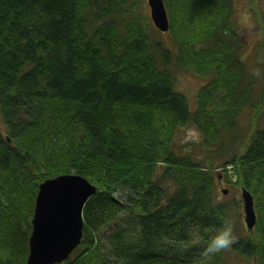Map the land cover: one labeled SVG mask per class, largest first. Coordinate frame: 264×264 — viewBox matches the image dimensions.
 <instances>
[{
    "label": "trees",
    "instance_id": "16d2710c",
    "mask_svg": "<svg viewBox=\"0 0 264 264\" xmlns=\"http://www.w3.org/2000/svg\"><path fill=\"white\" fill-rule=\"evenodd\" d=\"M141 2L0 0V264H26L38 185L65 172L97 186L66 264L111 252L196 264L197 245L178 246L194 226L205 244L225 219L236 243L208 264H235L229 253L264 264V76L243 59L234 0H164L171 44L146 28ZM183 68L206 78L193 109L175 87ZM186 123L202 134L189 151L173 141ZM218 161L252 193V230L241 199H217Z\"/></svg>",
    "mask_w": 264,
    "mask_h": 264
},
{
    "label": "water",
    "instance_id": "95a60500",
    "mask_svg": "<svg viewBox=\"0 0 264 264\" xmlns=\"http://www.w3.org/2000/svg\"><path fill=\"white\" fill-rule=\"evenodd\" d=\"M150 16L154 25L168 30L169 17L164 0H148ZM34 212L31 217L32 228L28 237V256L26 264H54L65 260L80 243L83 233V205L97 190L86 176L80 173L47 177L38 185ZM223 193L228 189L221 187ZM240 199L244 212L246 229L252 230L256 223L254 198L250 191L241 186ZM241 264H257L244 261Z\"/></svg>",
    "mask_w": 264,
    "mask_h": 264
},
{
    "label": "rangeland",
    "instance_id": "374dc122",
    "mask_svg": "<svg viewBox=\"0 0 264 264\" xmlns=\"http://www.w3.org/2000/svg\"><path fill=\"white\" fill-rule=\"evenodd\" d=\"M143 2L140 6V11L144 12L149 20V30H151L153 33H155L159 38H162L163 41L167 44H171V41L173 38H171L168 34V30L164 31L159 28H157L153 20L150 16V7L148 4V0H141ZM234 9H233V20L234 24L237 27L238 34H240L241 39L243 41V59L246 62V65L250 67V69L253 71L254 75H257L259 79L263 78V66H264V0H234ZM142 9V10H141ZM174 79H175V87L179 89L182 93H184L188 99L189 106L191 109L195 106L196 103V94L199 90V87L203 85L205 81V77H202L195 73L192 70L189 69H176L174 72ZM260 84L262 83L261 80L258 81ZM264 111V108L261 109V112ZM246 113H243L241 115V122L245 123L247 121L246 114L249 112L248 109L245 111ZM249 114V113H248ZM192 123H186L184 126L178 127L176 130V134L174 136L173 141L175 142V147L178 146L181 148H193V144L190 145H183L180 143L183 135L184 130L189 127H193ZM196 127V126H195ZM197 128V127H196ZM3 130V122L0 118V130ZM199 130V129H198ZM199 147L197 148L198 151ZM196 151V152H197ZM198 156L201 157L203 154L201 152ZM221 165L219 164V161L216 162L215 167L213 169L219 171H222L219 174V181L216 186V196L217 199L222 198H238L240 199V189H238L237 192L234 190V188L229 186L226 183L225 176H223V170H221ZM225 169H227L228 175L232 174V168H230V165L224 166ZM234 178V177H233ZM221 187H225L228 189L227 193H223ZM237 209V208H236ZM240 209V219L242 223V227L246 229L245 220L243 219V209L242 205L239 204ZM238 209V210H239ZM238 224V223H237ZM255 225V224H254ZM241 230V229H240ZM248 230V229H247ZM242 232V230H241ZM192 245V241L181 243L180 246H178L179 250H188L190 249ZM110 247L106 246V249L108 250ZM196 254L195 260L197 261L199 257L198 250L199 247L195 246L193 249ZM71 254V253H70ZM69 254V255H70ZM229 257L231 261L235 264H241L244 263V261H254L252 259H249L247 257H243L239 254H231L229 253ZM69 257H73V254L68 256L67 259L59 262L60 264H66V261L69 259ZM195 261V262H196ZM103 264H124V259L120 255H116L114 253H110L109 259L106 261V263Z\"/></svg>",
    "mask_w": 264,
    "mask_h": 264
},
{
    "label": "clouds",
    "instance_id": "9594fccd",
    "mask_svg": "<svg viewBox=\"0 0 264 264\" xmlns=\"http://www.w3.org/2000/svg\"><path fill=\"white\" fill-rule=\"evenodd\" d=\"M202 134L195 127H189L184 130V135L180 141L183 145L199 143ZM190 149L185 148V151ZM189 236L192 243L201 246L199 257L196 264H208L216 254L230 249L236 243L234 235V223L230 219H225L223 223L215 230V234L211 235L205 244L201 242L200 229L196 226L189 230Z\"/></svg>",
    "mask_w": 264,
    "mask_h": 264
}]
</instances>
